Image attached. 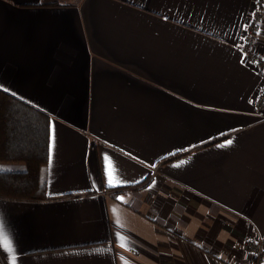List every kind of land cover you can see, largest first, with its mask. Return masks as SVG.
Wrapping results in <instances>:
<instances>
[{
    "label": "crops",
    "instance_id": "0c3cea01",
    "mask_svg": "<svg viewBox=\"0 0 264 264\" xmlns=\"http://www.w3.org/2000/svg\"><path fill=\"white\" fill-rule=\"evenodd\" d=\"M255 6L0 0V90L49 117L48 159L54 137L41 199L0 197V264H250L244 242L264 248Z\"/></svg>",
    "mask_w": 264,
    "mask_h": 264
},
{
    "label": "trees",
    "instance_id": "16d2710c",
    "mask_svg": "<svg viewBox=\"0 0 264 264\" xmlns=\"http://www.w3.org/2000/svg\"><path fill=\"white\" fill-rule=\"evenodd\" d=\"M49 120L40 110L0 90V197L38 200L43 196Z\"/></svg>",
    "mask_w": 264,
    "mask_h": 264
},
{
    "label": "built area",
    "instance_id": "2783aa9c",
    "mask_svg": "<svg viewBox=\"0 0 264 264\" xmlns=\"http://www.w3.org/2000/svg\"><path fill=\"white\" fill-rule=\"evenodd\" d=\"M263 9L264 0H256V6L254 7L250 21L246 28L245 39L243 42L244 51L247 55H252L251 51L255 47L256 34L260 29V25L263 21ZM257 62H261L258 57L255 58ZM254 111L260 115L261 120L264 121V84L262 86L259 96H257L253 103ZM245 250L250 256V264H264V248L259 241L247 240L245 242Z\"/></svg>",
    "mask_w": 264,
    "mask_h": 264
},
{
    "label": "snow or ice",
    "instance_id": "6c2138e0",
    "mask_svg": "<svg viewBox=\"0 0 264 264\" xmlns=\"http://www.w3.org/2000/svg\"><path fill=\"white\" fill-rule=\"evenodd\" d=\"M53 143H54V137H53ZM53 143H50V145H49V159H48L49 166H51V164H52ZM231 143H232V140L227 141V144L230 145ZM111 182H112V175H111V173H109V184H111ZM0 244H2V246L4 248L8 249L9 251L12 250L10 241L7 239V237L4 233L3 225H0ZM121 246L123 247V244H121ZM12 264H15V258L14 257H13Z\"/></svg>",
    "mask_w": 264,
    "mask_h": 264
},
{
    "label": "rangeland",
    "instance_id": "374dc122",
    "mask_svg": "<svg viewBox=\"0 0 264 264\" xmlns=\"http://www.w3.org/2000/svg\"><path fill=\"white\" fill-rule=\"evenodd\" d=\"M264 11V10H263ZM263 18H264V13H263ZM246 242V241H245ZM245 242L243 244V248L245 249ZM260 243V242H259ZM261 244V243H260Z\"/></svg>",
    "mask_w": 264,
    "mask_h": 264
}]
</instances>
